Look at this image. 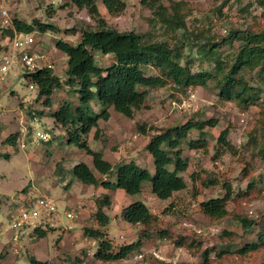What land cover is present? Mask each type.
<instances>
[{"label":"rangeland","instance_id":"rangeland-1","mask_svg":"<svg viewBox=\"0 0 264 264\" xmlns=\"http://www.w3.org/2000/svg\"><path fill=\"white\" fill-rule=\"evenodd\" d=\"M96 1L107 22L120 30L148 34L152 39L170 38L160 24L151 21V11L140 0H123L126 7L118 17H110L102 0ZM181 1L194 4L187 25L191 31L196 30L201 34L197 39L200 43L184 47V53L188 57L198 53L192 69L209 73L206 84L189 88L184 93L169 86L152 90L145 105L136 110L132 118L109 108L110 118L99 121L97 137L94 138V132H91L87 140L91 149L101 150L112 163L134 160L152 174L153 160L144 148L148 135L137 129L138 124L161 127L185 122L190 118H215L218 123L208 129L206 148L190 150L183 146L184 155L189 160V167L183 173L188 182L187 188L161 200L151 192L149 182L143 184L140 193L127 194L121 189H105L74 178L70 173L71 167L80 161L91 164V158L84 150L67 143L63 129L54 123L49 111L56 109L63 101L77 102L76 91L66 86L54 90L52 107H46L41 101H34L35 93H29L28 89L29 79L19 66H15L9 72V87L7 84L2 85L5 89L0 91V108L17 104V108H21L24 113L33 109L40 117L39 128L46 129L51 134V140L47 143L27 140L24 148L17 143L5 144L3 140L6 133L3 132L6 127L0 122V221L7 223L20 208L33 205L39 195L52 198L58 212L52 216L54 228H50L44 238L36 237L32 231L25 236H18V232L14 244L8 241L7 246L0 248V264H29L26 255L32 253L54 264H159L158 261L162 264H264V248L246 255L234 253L245 243L256 240L259 230L255 223L248 229L244 228L234 213L252 221L264 219V160L259 156L253 157L250 147L246 146L249 131L255 127L257 119L264 115V95L262 106H251L247 110L239 108L234 101L221 98L216 86L218 78L214 61L199 55L198 49L203 44L201 41L205 34L219 39L230 28L264 25V0L262 3L260 0H229L220 9L222 0ZM2 9L7 11L9 18L16 16L26 22L33 18L48 19L57 25L58 30L54 32H30L35 38L61 37L76 42L79 37L76 29L87 22L93 24L85 9L78 10L72 5L60 7L49 0H0V36ZM72 27L74 30H71ZM180 34L181 30L176 33L178 37ZM235 45H220L218 52L228 60ZM9 54L10 46L0 50V59ZM49 56L46 65L53 74L62 76L65 61L60 57L61 54L51 46ZM94 56L102 67L111 63V57L102 56L98 50L94 51ZM191 93L193 97H190ZM100 108L94 105L96 112ZM39 111H43V114H39ZM226 127L229 128L227 138L235 153L216 145V137ZM190 137H196V132L191 133ZM244 167H247L249 177L244 176ZM191 172H201L203 178H215L218 183L208 187L199 181L192 183L189 179ZM109 180L114 181L115 175H111ZM250 180L255 181L254 191L249 197H240ZM224 181L231 184L233 197L226 206L229 214L219 220L211 219L200 211L199 202L221 196L225 192L222 187ZM104 193L110 198L109 206L104 208L109 222L100 229L114 245L137 239L139 225L130 224L121 216L122 208L136 200L144 202L157 216L155 229H168L171 236L160 237L154 232L144 240L140 251L125 259L107 263L97 261L94 258L97 240L86 235L83 229L86 226L97 227L92 216L94 199ZM66 208L75 214V218L69 219L61 214ZM26 228L32 229L31 226ZM224 231L232 235H224ZM180 235L186 237L187 241L193 240L195 245H176L174 239ZM226 244H229L228 252L219 256V249ZM204 249H210L207 263L201 256Z\"/></svg>","mask_w":264,"mask_h":264},{"label":"trees","instance_id":"trees-1","mask_svg":"<svg viewBox=\"0 0 264 264\" xmlns=\"http://www.w3.org/2000/svg\"><path fill=\"white\" fill-rule=\"evenodd\" d=\"M141 4L151 11V21L160 24L169 39H152L148 34H139L133 30H120L109 24L102 15L96 0H66L59 4L85 9L93 24L80 25L75 32L78 40L73 43L63 38L55 40L54 47L65 54L66 62L62 76L52 73L49 66L37 69L31 75H26L35 89V100L51 108L54 90L71 87L76 91L78 100L75 103L63 101L56 109L49 111L55 124L60 126L70 145L84 150L91 158V166L83 161L76 163L70 169L72 176L84 184L100 185L105 189H121L127 194H137L142 191L145 182L150 183L151 192L161 200L170 198L175 192L187 188L188 182L183 176L189 167V160L184 155L185 145L190 150L204 149L207 146L208 129L217 125L215 118H190L185 122L156 127L138 124L137 129L147 134L144 145L154 164V172L137 164L134 160H122L112 163L103 156L101 151L93 150L88 145L87 137L94 130L93 137L98 135L99 121L107 120L110 116L109 108L125 117L132 118L136 110L145 105L146 98L152 90L169 86L175 91L184 93L192 87L204 86L209 73L193 71V57L184 53V47L198 45L199 32L191 31L187 19L191 15L194 4L181 0H140ZM229 0H222L221 7ZM262 3V0H260ZM110 17H118L126 5L123 0H102ZM154 24V25H155ZM1 40L5 45L0 50L8 49L13 34L17 32L57 31L58 27L49 20L33 18L30 22L13 16L10 24L1 27ZM68 30V29H65ZM74 30V27L71 28ZM181 30L179 37L176 35ZM199 55L213 59L217 74V89L219 96L225 100L234 101L239 108L247 110L251 106H262L264 95V25H254L244 28H230L219 39L212 35H204ZM234 51L228 55V60L218 52L220 45L233 46ZM101 55L111 54L113 61L100 66L95 59L94 51ZM197 51V50H196ZM251 74L253 79L251 80ZM100 106L99 112L94 109ZM33 109L27 110L30 115ZM36 113V112H35ZM43 114V111H39ZM196 132V137L190 135ZM229 128H223L216 137V145L224 147L233 153L234 147L228 140ZM17 134L10 133L3 140L5 144H16ZM250 153L264 160V115L259 117L255 127L248 133ZM247 164L248 162L245 161ZM200 172H191L189 179L192 183L199 181L208 187L218 183L215 178L202 177ZM111 175L115 180L110 181ZM244 176L249 177L247 167ZM106 177V178H104ZM225 192L221 196L211 197L199 202L200 211L211 219L219 220L229 214L227 203L233 198L231 184L223 182ZM255 189V181L248 182L246 190L240 197H249ZM95 210L92 214L97 227H84L83 232L97 240L94 258L101 262H115L125 259L128 255L140 251L144 240L152 233L158 236H171L168 229H155L157 216L141 200L133 201L121 210L124 221L138 224L137 239L114 245L106 237L100 227H105L109 216L104 208L109 206V195L104 193L94 199ZM235 217L246 229L253 223L258 227L256 240L245 243L234 253L246 255L264 248V219L252 221L235 214ZM51 227L35 226L33 234L44 238ZM224 235H232L224 231ZM178 246L193 247L194 241H187L186 237L178 236L174 239ZM229 244L223 245L218 255L228 252ZM210 249L201 252L204 262H208ZM29 264H54L48 260L36 258L33 254L26 255ZM162 264L161 261H158Z\"/></svg>","mask_w":264,"mask_h":264},{"label":"built area","instance_id":"built-area-1","mask_svg":"<svg viewBox=\"0 0 264 264\" xmlns=\"http://www.w3.org/2000/svg\"><path fill=\"white\" fill-rule=\"evenodd\" d=\"M51 3H63V0H49ZM2 27L10 24V18L5 9L1 10ZM54 47V46H53ZM51 45L38 44L35 37L30 33L15 31L10 41V54L3 55L0 59V87L6 85L9 81V72L15 66H19L25 76L35 72L37 69L47 66L49 61V51ZM29 93H34V85L28 82ZM193 97V94H190ZM26 99L23 100L25 102ZM7 108H0V115H4ZM17 118L19 127L15 132L17 134L16 143L21 148L27 144V140L33 143H47L51 140V134L43 128H39L40 117L32 112L30 115L24 113L21 108H18ZM58 212L57 205L47 195H39L35 198L33 205L20 208L13 214L8 222L0 226V236L5 233L12 232L13 239L17 238V233L27 227L45 225L53 219V215ZM66 218H75V214L70 209H65L61 213Z\"/></svg>","mask_w":264,"mask_h":264},{"label":"crops","instance_id":"crops-1","mask_svg":"<svg viewBox=\"0 0 264 264\" xmlns=\"http://www.w3.org/2000/svg\"><path fill=\"white\" fill-rule=\"evenodd\" d=\"M37 37H36V40H37L38 44H49L51 46H54V43H55V42H53V39H58L57 37L56 38H40V37L37 38ZM73 43H75V42H73ZM3 44H5V42L3 40H1V37H0V45H3ZM8 46H10V43L8 44ZM55 50H57V49L55 48ZM58 52L61 54L60 57L63 58V60L66 62L65 54L60 52V51H58ZM103 56L104 57H111V62L114 60L113 56L111 54L103 55ZM7 87H9L8 83H7ZM4 89L5 88L0 87V91H2ZM10 90L13 91V89H11V88H10ZM17 113H18L17 104H12V105L7 107V112L4 115H2V116L0 115V122L3 123L4 126L6 127L5 131L3 132V133H6L5 135L3 134L4 136H7V134L9 135L10 133H14V132L17 131V129L19 127V121H18V118H17V115H18ZM109 118H110V116H109ZM7 131H9V132L7 133ZM92 132H94V130ZM97 151H101V150H97ZM103 156L107 159V157H106V155L104 153H103ZM85 163L88 164L89 166H91L90 163H88V162H85ZM6 219L8 220L9 218H6ZM4 224H6V223H4L3 221H0V226L4 225ZM46 224H48L47 226H49L51 228H54L53 227V223L51 221H49ZM59 224L63 225V223H60V222H59ZM45 225H41V226L45 227ZM32 229H28V228L25 227V228H23V229H21L19 231L18 236H25V235L29 234L32 231ZM13 240L14 239H13V233L12 232H8V233L3 234L2 236H0V248H2L4 246H7L8 245V241H11V243L14 244L15 242H13ZM33 244H36V243H33ZM36 258L40 259L38 256H36ZM41 260H43V259H41Z\"/></svg>","mask_w":264,"mask_h":264},{"label":"water","instance_id":"water-1","mask_svg":"<svg viewBox=\"0 0 264 264\" xmlns=\"http://www.w3.org/2000/svg\"><path fill=\"white\" fill-rule=\"evenodd\" d=\"M32 73H29L28 75H31Z\"/></svg>","mask_w":264,"mask_h":264}]
</instances>
